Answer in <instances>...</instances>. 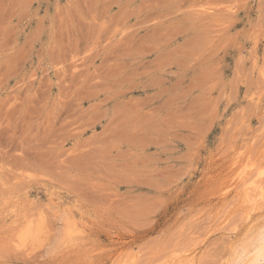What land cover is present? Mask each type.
<instances>
[{
  "label": "rangeland",
  "instance_id": "obj_1",
  "mask_svg": "<svg viewBox=\"0 0 264 264\" xmlns=\"http://www.w3.org/2000/svg\"><path fill=\"white\" fill-rule=\"evenodd\" d=\"M261 191L264 0H0V264H264Z\"/></svg>",
  "mask_w": 264,
  "mask_h": 264
},
{
  "label": "bare ground",
  "instance_id": "obj_2",
  "mask_svg": "<svg viewBox=\"0 0 264 264\" xmlns=\"http://www.w3.org/2000/svg\"><path fill=\"white\" fill-rule=\"evenodd\" d=\"M248 172H249V171H248ZM251 174H252V172H251ZM251 174H250V175H251ZM243 175H244V174H243ZM251 176H252V175H251ZM243 181H244V180H243ZM258 195H260V196L263 197V196H264V192L261 191V193L258 194ZM262 230H263V229H262ZM250 231H251V230H250ZM260 232H261V231H260ZM246 234H247V233H246ZM261 236H262V234H261ZM70 237H71V236H70ZM256 238H257V237H256ZM256 238H255V239H256ZM262 238H263V240H264V234H263ZM262 238H261V239H262ZM259 245H260V244H259ZM262 245L264 246V243H263ZM262 245H261V246H262ZM255 251H256V250H255ZM254 254H255V253H254ZM261 255H262V253H260V252H257V253L255 254V256H257V257H260ZM254 259H255V261H257V258H254ZM254 259L252 258V260H254ZM248 261H250V260H248ZM253 262H254V261H253ZM248 263H250V262H248Z\"/></svg>",
  "mask_w": 264,
  "mask_h": 264
}]
</instances>
